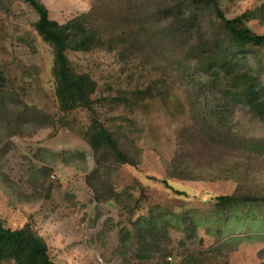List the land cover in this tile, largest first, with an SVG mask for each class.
I'll list each match as a JSON object with an SVG mask.
<instances>
[{
    "label": "rangeland",
    "instance_id": "374dc122",
    "mask_svg": "<svg viewBox=\"0 0 264 264\" xmlns=\"http://www.w3.org/2000/svg\"><path fill=\"white\" fill-rule=\"evenodd\" d=\"M40 1L59 24L108 3L143 7L145 18L152 13L151 45L137 54L68 53L97 85L95 117L128 137L132 144H120L135 164L97 163L85 137L93 115L59 109L53 52L35 32L36 13L22 0H0L5 227L31 228L55 264H264V203L230 213L216 206L220 196H264V118L231 103V148L220 133L206 138L192 118L197 84L209 80L198 69L199 55L208 58L229 41L216 11L204 12L200 30L181 42L169 15L173 0ZM218 8L264 36V0H218ZM95 20L103 37L112 34L103 15ZM245 52L247 70L264 88V48ZM146 89L145 97L137 94ZM202 94L209 105L224 101L210 86Z\"/></svg>",
    "mask_w": 264,
    "mask_h": 264
},
{
    "label": "trees",
    "instance_id": "16d2710c",
    "mask_svg": "<svg viewBox=\"0 0 264 264\" xmlns=\"http://www.w3.org/2000/svg\"><path fill=\"white\" fill-rule=\"evenodd\" d=\"M173 1L169 15L175 21L174 26L179 25L174 35L179 41L185 42L194 30L199 31L204 12L212 9L216 11L228 34V43L217 44L211 56L203 58L199 55L198 69L205 73L209 80L197 84L199 95L195 104H192L191 110L193 109V123L205 128L206 138L217 140L216 134L220 133L224 142H227L231 148L235 136L226 127L231 103H242L257 116L264 118V88L249 73L245 60V48L248 46L264 48V36L253 33L241 19L227 20L218 8V0ZM22 2L36 13L38 19L34 24L35 32L52 49L54 58L52 76L60 111L71 113L85 109L93 115L85 137L93 153L99 158L97 163L101 167H104L106 163L104 161L109 159H113L114 164L118 166H133L135 163L132 154H128L121 147L120 140L125 144L132 142L120 132L116 134L107 130L95 117L96 102L93 97L97 85L88 74L79 73L73 67L68 53H89L96 50L112 52L122 49L125 54H137L151 45L147 35L148 32L151 33L152 13L145 18L143 7L127 6L114 9L108 3L97 6L96 10L79 15L64 24H59L49 18L48 10L40 0H22ZM102 15L107 22L106 28L112 33L110 36L107 35V38L102 36L97 23L95 24V18ZM132 25L136 31L132 30ZM1 81L0 78V85ZM204 86L216 89L222 94L224 101L219 105H209L205 95H201ZM147 93L150 94L151 90L146 89L137 94L145 97ZM254 148L260 147L254 145ZM263 203L264 196L249 197L234 194L216 198L217 208L227 213L235 211L241 205ZM188 231L190 235L194 234L195 227L190 224ZM0 263L55 264L48 254L44 240L31 228L25 226L11 230L5 227L1 220Z\"/></svg>",
    "mask_w": 264,
    "mask_h": 264
}]
</instances>
